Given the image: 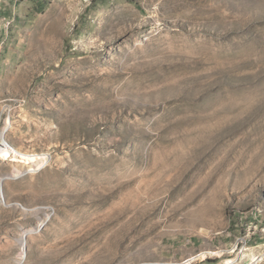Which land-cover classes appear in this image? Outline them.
<instances>
[{
    "label": "rangeland",
    "instance_id": "374dc122",
    "mask_svg": "<svg viewBox=\"0 0 264 264\" xmlns=\"http://www.w3.org/2000/svg\"><path fill=\"white\" fill-rule=\"evenodd\" d=\"M3 138L0 264H264V0H0Z\"/></svg>",
    "mask_w": 264,
    "mask_h": 264
},
{
    "label": "bare ground",
    "instance_id": "6f19581e",
    "mask_svg": "<svg viewBox=\"0 0 264 264\" xmlns=\"http://www.w3.org/2000/svg\"><path fill=\"white\" fill-rule=\"evenodd\" d=\"M12 155L13 156L17 155V158L14 157L15 159L12 161L13 163H19V164H22V165L31 164L32 167H36V166L42 165V164H44V161H45L44 160L45 158H42V157L38 158L36 156H33V157L24 156L23 154L19 153L15 149L11 148L7 144L6 140L3 138V144L0 145V159L3 160V161H8V159L12 158ZM12 167H13L12 168V174H14V172H19L20 170H23V169H19L14 164H12ZM12 174L11 175L8 174V176L12 177ZM3 181L4 180H2L1 183ZM24 248L25 247L23 246L22 249L24 250Z\"/></svg>",
    "mask_w": 264,
    "mask_h": 264
},
{
    "label": "built area",
    "instance_id": "2783aa9c",
    "mask_svg": "<svg viewBox=\"0 0 264 264\" xmlns=\"http://www.w3.org/2000/svg\"><path fill=\"white\" fill-rule=\"evenodd\" d=\"M256 261H254V263H255Z\"/></svg>",
    "mask_w": 264,
    "mask_h": 264
}]
</instances>
